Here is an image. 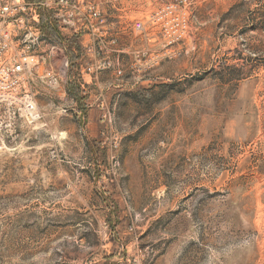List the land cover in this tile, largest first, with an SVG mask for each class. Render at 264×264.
I'll list each match as a JSON object with an SVG mask.
<instances>
[{"label": "rangeland", "instance_id": "1", "mask_svg": "<svg viewBox=\"0 0 264 264\" xmlns=\"http://www.w3.org/2000/svg\"><path fill=\"white\" fill-rule=\"evenodd\" d=\"M77 1L40 121L0 107V264H264V0Z\"/></svg>", "mask_w": 264, "mask_h": 264}, {"label": "built area", "instance_id": "2", "mask_svg": "<svg viewBox=\"0 0 264 264\" xmlns=\"http://www.w3.org/2000/svg\"><path fill=\"white\" fill-rule=\"evenodd\" d=\"M40 6L53 10L59 24L65 26L81 14L85 18L99 17L93 6L77 0H0V107L12 140L17 136L18 120L30 125L41 119L32 87L35 80H56L50 70L41 73V66L61 51L62 45L45 36Z\"/></svg>", "mask_w": 264, "mask_h": 264}, {"label": "crops", "instance_id": "3", "mask_svg": "<svg viewBox=\"0 0 264 264\" xmlns=\"http://www.w3.org/2000/svg\"><path fill=\"white\" fill-rule=\"evenodd\" d=\"M79 19H81V18L76 19L75 22L71 25L65 26V25L59 24L58 27L61 31H65V32L70 33V34L78 32L79 29L83 30L85 28H88V26L84 24L83 18H82V21ZM79 39H80V41H77L78 48L83 49L84 51H90L92 49L91 43L89 41L90 39H89L87 34L80 35ZM76 61H78V59H76ZM100 111H101V109L99 106L91 107L89 110H87L89 117L91 114L92 122L96 118L97 124L103 123L101 116H100ZM86 124H88V123H86Z\"/></svg>", "mask_w": 264, "mask_h": 264}, {"label": "trees", "instance_id": "4", "mask_svg": "<svg viewBox=\"0 0 264 264\" xmlns=\"http://www.w3.org/2000/svg\"><path fill=\"white\" fill-rule=\"evenodd\" d=\"M27 1L33 3H39L40 0H27ZM39 12H40V23L43 32L51 37H55V36L60 37V33H58V31L55 29L56 23L52 20H48L50 14L42 8H39Z\"/></svg>", "mask_w": 264, "mask_h": 264}]
</instances>
